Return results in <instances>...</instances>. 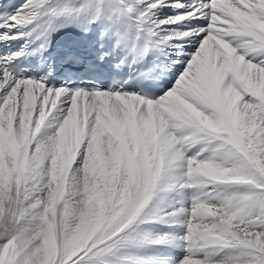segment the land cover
Here are the masks:
<instances>
[{
	"label": "snow or ice",
	"instance_id": "obj_1",
	"mask_svg": "<svg viewBox=\"0 0 264 264\" xmlns=\"http://www.w3.org/2000/svg\"><path fill=\"white\" fill-rule=\"evenodd\" d=\"M0 264H264V0H0Z\"/></svg>",
	"mask_w": 264,
	"mask_h": 264
}]
</instances>
